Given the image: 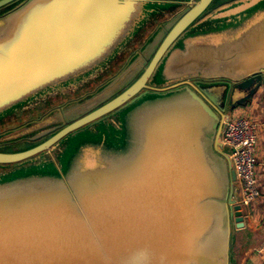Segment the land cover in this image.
Returning <instances> with one entry per match:
<instances>
[{
	"label": "water",
	"instance_id": "95a60500",
	"mask_svg": "<svg viewBox=\"0 0 264 264\" xmlns=\"http://www.w3.org/2000/svg\"><path fill=\"white\" fill-rule=\"evenodd\" d=\"M210 2L187 9L174 35ZM257 6L264 0L240 5L251 13L236 43L215 36L211 53L198 51L201 70L214 69L198 88L139 94L172 47L170 35L145 72L109 102L33 148L0 152L2 164L27 159L122 105L116 162L75 173L68 185L0 193V264H231L234 231L245 227L247 217L221 133L228 109L246 105L264 85V8L253 12ZM110 43L87 52L102 55ZM4 49L10 55L0 77V110L98 60L77 57L65 35L39 38L17 14L0 32Z\"/></svg>",
	"mask_w": 264,
	"mask_h": 264
},
{
	"label": "flooded vegetation",
	"instance_id": "af4514ba",
	"mask_svg": "<svg viewBox=\"0 0 264 264\" xmlns=\"http://www.w3.org/2000/svg\"><path fill=\"white\" fill-rule=\"evenodd\" d=\"M244 1L211 0L199 18L174 35V27L199 0H100L105 6L73 9L56 6L57 0H0V32L17 14L34 25L39 38L65 35L77 57L98 58L88 68L0 110V152L33 148L109 102L145 72L170 35L172 47L163 53L139 94L184 85L198 88L211 80L214 69L201 70L195 58L198 51L212 52L215 36L223 44L236 43L250 21L251 12L244 14L240 7ZM30 5H35V11L27 16L23 12ZM263 8L257 6L253 12ZM103 41L111 43L102 55L87 52ZM230 53L226 50L225 56ZM220 102L231 106L229 100ZM121 106L68 132L34 156L0 163V193L68 185L75 173L116 162L123 136ZM15 130L20 132L7 136Z\"/></svg>",
	"mask_w": 264,
	"mask_h": 264
},
{
	"label": "crops",
	"instance_id": "0c3cea01",
	"mask_svg": "<svg viewBox=\"0 0 264 264\" xmlns=\"http://www.w3.org/2000/svg\"><path fill=\"white\" fill-rule=\"evenodd\" d=\"M239 111L258 125L259 159L264 167V85L251 102L234 109L235 113ZM259 171L262 196L244 208L247 220L244 228L234 231L231 264H264V168Z\"/></svg>",
	"mask_w": 264,
	"mask_h": 264
},
{
	"label": "built area",
	"instance_id": "2783aa9c",
	"mask_svg": "<svg viewBox=\"0 0 264 264\" xmlns=\"http://www.w3.org/2000/svg\"><path fill=\"white\" fill-rule=\"evenodd\" d=\"M235 115L236 113L232 111L225 120L221 141L240 184L239 203L243 207H248L262 195L255 175L258 125L246 116Z\"/></svg>",
	"mask_w": 264,
	"mask_h": 264
},
{
	"label": "snow or ice",
	"instance_id": "6c2138e0",
	"mask_svg": "<svg viewBox=\"0 0 264 264\" xmlns=\"http://www.w3.org/2000/svg\"><path fill=\"white\" fill-rule=\"evenodd\" d=\"M58 7L65 9H73L78 7H103L105 6L100 0H57ZM10 55L9 49L0 51V77L3 76Z\"/></svg>",
	"mask_w": 264,
	"mask_h": 264
},
{
	"label": "rangeland",
	"instance_id": "374dc122",
	"mask_svg": "<svg viewBox=\"0 0 264 264\" xmlns=\"http://www.w3.org/2000/svg\"><path fill=\"white\" fill-rule=\"evenodd\" d=\"M252 100H253V98H252ZM252 100H251V101H252ZM251 101H249V102H251ZM249 102H248V103H249ZM248 103H247V104H248ZM247 104H246V105H247ZM237 108H238V107H237ZM241 109H242V108H240V110H241ZM233 110H234V109H228L229 112H231V111H233ZM231 113H232V112H231ZM242 115L247 117V115H246L245 113H243L242 111L236 112V115H235V116L238 117V116H242ZM247 118H248V117H247ZM249 119H250V118H249ZM250 120H251V119H250ZM0 131H1V130H0ZM18 132H20V131H18V130L12 131L11 133L7 134V136L10 135V134H12V133H18ZM258 132H259V128H257V133H258ZM255 156H256V160H257V166H256V169H255L256 174H255V175H256V178H257V181H258V186H259L260 189H261L262 187H261V185H260V180H259V172H260L259 169H260V168H264V167L261 166V164H260V159H259V158H260V157H259L260 154H259V147H258V144H257V150H256V153H255ZM259 165H260V167H259ZM33 189H35V188H33ZM38 190H40V189H38ZM261 196H262V195H261Z\"/></svg>",
	"mask_w": 264,
	"mask_h": 264
},
{
	"label": "trees",
	"instance_id": "16d2710c",
	"mask_svg": "<svg viewBox=\"0 0 264 264\" xmlns=\"http://www.w3.org/2000/svg\"><path fill=\"white\" fill-rule=\"evenodd\" d=\"M241 107V106H240Z\"/></svg>",
	"mask_w": 264,
	"mask_h": 264
}]
</instances>
